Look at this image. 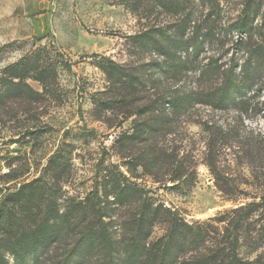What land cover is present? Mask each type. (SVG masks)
<instances>
[{
	"label": "rangeland",
	"instance_id": "374dc122",
	"mask_svg": "<svg viewBox=\"0 0 264 264\" xmlns=\"http://www.w3.org/2000/svg\"><path fill=\"white\" fill-rule=\"evenodd\" d=\"M221 4L231 17L241 8V0ZM187 13H170L155 0H0V202L43 180L40 197L28 204L30 225L46 232L53 224L57 238L41 264L62 263L72 251L81 256L74 264L108 263L100 239H83L95 222L97 191L105 206L106 195L113 201L123 186L138 188L122 194L123 206L111 213L114 236L123 249L138 250V264H173L172 253H161L171 230L165 217L150 237L144 226L127 229L145 198L187 226L259 200L264 187L253 176L264 181V171L251 174L238 146L220 147L217 159L237 188L231 199L205 163L209 135L202 125L187 117L161 122L172 111L160 99L176 87L172 73L163 75L156 64L166 60L159 55L164 33ZM151 31L155 37H145ZM263 115H246L245 136L264 139ZM215 117L227 126L233 113ZM179 166L185 175L176 180ZM242 245L244 258L263 252L246 239Z\"/></svg>",
	"mask_w": 264,
	"mask_h": 264
},
{
	"label": "trees",
	"instance_id": "16d2710c",
	"mask_svg": "<svg viewBox=\"0 0 264 264\" xmlns=\"http://www.w3.org/2000/svg\"><path fill=\"white\" fill-rule=\"evenodd\" d=\"M155 1L170 13L188 11L175 30L164 33L159 55L166 60L156 64L163 75L172 73L176 87L173 94L160 99L161 106L172 111L163 115L161 122L169 116L170 121L187 117L202 125L209 135L205 163L215 177L216 186L232 199L237 188L218 167L220 147L238 146L244 152V163L251 174L256 169L264 171V139L245 136L240 127L251 110L258 109L259 113L264 110V100L261 101L264 93V0H241L238 14L232 17L226 13L222 0ZM158 32L163 35L162 31ZM156 33L148 32L145 37H155ZM157 83H162L161 79ZM201 108L210 114H197ZM231 112V122L227 126L220 125L215 114ZM178 173L176 180L185 175L182 166L177 169ZM192 175L191 171L190 179ZM4 177L10 179L12 176L6 174ZM253 177L264 187L258 175ZM42 181L23 184L0 202V264H41L54 245L57 235L53 224H48L46 232L47 226L34 230L30 225L28 204L40 197L43 188L38 184ZM1 191L0 188V194ZM135 191H139L137 187L123 186L113 201H108L106 195L105 206L104 198L98 191L95 194L98 206L95 222L83 239L91 242L100 239L104 243L109 258L107 264H138V250L123 249L111 229L112 223H117L112 220L111 213L114 207L123 206L122 194L132 192L136 195ZM260 192L259 200L255 197L243 206L228 210L213 223L193 226H187L178 215L145 198L138 217L130 219L132 223L127 229L132 231L133 226H144L150 237V232L153 233L156 224L165 217L164 222L171 225V230L161 253H172L173 264H264V188ZM244 239L253 251L262 249L255 260L240 255ZM206 243L210 245L208 250H205ZM189 251L193 253L191 259L180 263ZM80 257L72 251L62 263L55 264H74Z\"/></svg>",
	"mask_w": 264,
	"mask_h": 264
}]
</instances>
